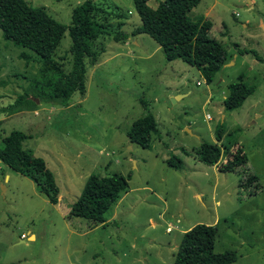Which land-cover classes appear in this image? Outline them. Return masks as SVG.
<instances>
[{
	"label": "rangeland",
	"instance_id": "1",
	"mask_svg": "<svg viewBox=\"0 0 264 264\" xmlns=\"http://www.w3.org/2000/svg\"><path fill=\"white\" fill-rule=\"evenodd\" d=\"M26 1L69 25L83 0ZM92 1L110 32L98 39L103 51L87 67L83 94L51 99L56 68L0 30V141L12 130L26 133L23 147L45 160L59 187L52 204L32 178L0 161V264H172L183 232L197 223L217 226L214 251L237 254L229 264H264V0H200L191 10L212 22L209 34L228 53L209 83L196 67L167 60L149 35L132 34L141 23L132 0ZM117 31L125 33L119 41ZM70 44L66 31L55 55L66 71ZM241 73L255 90L239 108L225 109L227 86ZM22 96L34 102L1 111ZM148 112L159 128L149 149L127 136ZM202 140L221 146L216 165L193 154ZM238 147L247 163L220 172ZM170 152L183 160L181 170L167 164ZM114 172L131 178L105 224L89 228L69 216L90 174ZM251 174L259 179L239 187Z\"/></svg>",
	"mask_w": 264,
	"mask_h": 264
},
{
	"label": "trees",
	"instance_id": "2",
	"mask_svg": "<svg viewBox=\"0 0 264 264\" xmlns=\"http://www.w3.org/2000/svg\"><path fill=\"white\" fill-rule=\"evenodd\" d=\"M148 1L132 0L141 19L132 34L149 35L157 42L167 60L185 61L200 70L207 83L211 82L228 60V53L223 44L209 34L212 22L206 17L190 14L200 0H157L155 7L149 6ZM104 12L92 0H83L73 7L71 22L66 25L52 18L43 6H33L26 0H0V30L4 40L18 47L29 48L56 68L58 75L52 81L54 90L50 98L67 99L74 91L84 93L87 67L93 65L103 51L98 39L104 33L110 32L108 26L99 20L98 15ZM66 31L71 40L67 51L71 55V69L68 71L55 59L57 48ZM123 35L125 33L117 31L114 39L119 41ZM41 72L45 74V70L42 69ZM227 88L228 94L223 103L228 110L239 108L255 90V86L244 80L242 73ZM30 102H34L32 97L22 96L1 111L13 114L19 111L21 105L28 107ZM158 133L155 117L148 112L132 123L127 136L132 142L149 149L152 135ZM223 133V123H217L214 129L216 141H221ZM27 138L28 135L20 130H12L3 137L0 141V161L8 168L32 178L49 202L57 204L59 187L55 176L42 157L33 155L23 147ZM182 151L189 155L184 147ZM193 154L205 164L216 165L222 149L217 142L202 140L193 147ZM247 160L243 149L238 147L218 166V170L234 171L237 167L244 166ZM166 162L177 170L184 167L183 160L172 152ZM130 178V173L123 175L114 172L106 176L90 174L81 193L70 205L69 216L84 218L89 228L105 224L106 214L117 203L121 193L128 189ZM258 179V175L251 174L239 187L245 188ZM217 232L216 225L204 223H197L185 230L172 264L234 262L237 259L235 250L214 251Z\"/></svg>",
	"mask_w": 264,
	"mask_h": 264
},
{
	"label": "crops",
	"instance_id": "3",
	"mask_svg": "<svg viewBox=\"0 0 264 264\" xmlns=\"http://www.w3.org/2000/svg\"><path fill=\"white\" fill-rule=\"evenodd\" d=\"M210 32V31H209ZM173 61H175V60H173ZM2 125V122H1V124H0V126ZM33 236H34V234H33ZM30 238V237H29Z\"/></svg>",
	"mask_w": 264,
	"mask_h": 264
},
{
	"label": "built area",
	"instance_id": "4",
	"mask_svg": "<svg viewBox=\"0 0 264 264\" xmlns=\"http://www.w3.org/2000/svg\"><path fill=\"white\" fill-rule=\"evenodd\" d=\"M21 236H23V234Z\"/></svg>",
	"mask_w": 264,
	"mask_h": 264
},
{
	"label": "water",
	"instance_id": "5",
	"mask_svg": "<svg viewBox=\"0 0 264 264\" xmlns=\"http://www.w3.org/2000/svg\"><path fill=\"white\" fill-rule=\"evenodd\" d=\"M222 108V107H221Z\"/></svg>",
	"mask_w": 264,
	"mask_h": 264
}]
</instances>
